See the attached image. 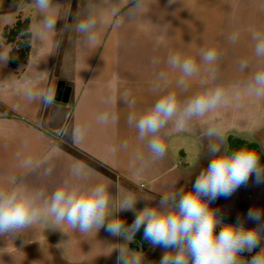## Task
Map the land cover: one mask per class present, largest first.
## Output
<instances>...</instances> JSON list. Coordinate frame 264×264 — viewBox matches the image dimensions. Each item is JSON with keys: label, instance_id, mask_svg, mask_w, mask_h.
<instances>
[{"label": "rangeland", "instance_id": "rangeland-1", "mask_svg": "<svg viewBox=\"0 0 264 264\" xmlns=\"http://www.w3.org/2000/svg\"><path fill=\"white\" fill-rule=\"evenodd\" d=\"M115 1L53 0V4L59 5L61 9L56 32L48 34L44 40L33 39L35 56L38 58L37 70L50 72L52 77H64L63 82L73 88L70 101L62 107L53 102L46 105L41 99L29 101L24 96L23 91L27 89L42 96L46 85L43 83L30 87L31 82L26 79L29 67L22 60L16 65L11 63L12 58L17 60L13 49H18L19 46L2 36L5 27H12L18 18H30L33 26L41 19L34 0L0 3V114L8 116H3L4 120H0V180L9 176L19 177V159L14 149L19 145V129L22 130L19 120L37 125V119H32L31 116L37 112L41 117L54 120L53 125L43 124L41 131L46 140L40 142L48 158L56 163L52 169L54 183L50 185V192L66 179L78 180L88 185L108 183L114 213L115 205L128 193L134 194L138 199L135 208L139 211L146 204H156L165 193L186 191L194 184H178L166 178L153 185L152 179L160 178L161 169L154 162L143 172H138L135 153L140 151L147 154V149L143 146L140 149V141L134 139L129 152L133 172L129 181L130 188H127L119 181L121 171L91 155L86 147L92 146L99 137L102 138V146L108 145L107 134L110 130L107 124L112 122L114 116H111L115 112L121 115L124 124L119 128L126 129L131 112L135 111L139 115L154 104L161 94L154 91V86L158 83L156 76L161 70H166L168 86L175 87L181 73L178 69L167 66L170 54L194 55L198 50L210 47H215L220 53L217 64L213 66L200 64L197 57L199 75L188 81L189 89L181 99L197 92L201 80L207 81L208 86H228L246 82L258 68H264V59L261 64V59L254 55L255 42L251 39L256 31H264V0H144L143 8L139 11L133 8L135 0L126 4H122V0ZM90 7L101 13L106 20V26L100 30L95 43H88L75 30ZM113 7L119 9L116 16L110 14ZM117 21L119 27L115 26ZM236 31H239L240 36L232 44L228 38ZM119 32L122 34L121 49L125 51L126 59L134 61V67L128 73L132 82L125 88L120 87L118 97L113 101L109 85L116 87L119 82L115 77L113 55ZM242 60L249 62V67L244 71L239 68ZM144 68L146 73L142 75L140 70ZM211 68H215V79L212 78ZM98 80L109 87L97 86ZM124 93H128L129 101L135 102L134 107H129L124 102ZM105 111L109 112L110 121L101 124L98 117ZM214 122L222 123L228 134H235L234 130L239 131V127L242 131L249 128L261 129L264 127V99L242 94L241 100L230 99L205 117L191 121L184 130L172 131L165 139L169 162L179 170L190 169L199 174L210 162H205V158L210 156L208 145L214 141H210L204 133ZM82 123H87L89 130L83 139L75 138L74 129ZM129 128L138 136L134 127ZM29 135L33 137H30L32 142L37 144L34 138L36 135ZM240 136L246 140L252 138L246 132H242ZM262 139L264 141V134ZM74 168L82 170L81 177L72 176ZM111 171L115 179L108 176ZM2 184L0 182V190ZM144 197L151 199L145 201ZM117 215L122 219L130 218L133 222L135 219V213L131 210L121 211ZM40 225L42 230L39 234L35 233L38 234V244L42 249L55 246L66 264H118L119 248L122 247L128 248L130 253L138 254L140 264H160L167 251L151 244L145 253L135 252L129 248V241L122 236L112 235L106 227H102L98 233L93 230L88 234H81L73 230L67 232L62 225L54 228L51 221L41 222ZM27 236L31 234L0 235V264H28L20 263L19 260L20 238L25 239ZM32 262L44 264L38 260Z\"/></svg>", "mask_w": 264, "mask_h": 264}, {"label": "clouds", "instance_id": "clouds-1", "mask_svg": "<svg viewBox=\"0 0 264 264\" xmlns=\"http://www.w3.org/2000/svg\"><path fill=\"white\" fill-rule=\"evenodd\" d=\"M143 2L144 0H135L133 8L141 10ZM34 6L41 19L29 32L32 39L44 40L48 34L56 32L61 9L59 5L53 4V0H34ZM118 11V8L113 7L110 14L116 16ZM105 26L103 15L90 7L86 17L75 26V30L88 43H95L100 30ZM115 26L119 27V21ZM239 36V31L233 32L228 40L235 44ZM251 39L255 42V57L264 59V31H256ZM197 57L200 64L213 66L217 64L220 53L215 47H210L200 49L194 55L170 54L166 61L167 66L178 69L181 73L175 87L168 86L167 73H158V83L154 86V91L161 93L159 98L139 115L135 111L128 115V126L137 130V139L144 142L147 149V154L140 151L135 153L138 172H143L151 163L163 158L166 154L164 138L172 131L184 130L191 121L205 117L230 99L241 100L242 94L264 99V68H258L246 82L228 86H208L207 81L201 80L197 92L181 99L189 89L188 81L199 75ZM248 67L247 60H242L239 64L241 71ZM210 70L212 78L215 79V68ZM23 94L29 101L41 99L46 105L55 100L50 90L42 96L30 89L24 90ZM123 99L129 107H134L135 102L128 100V93H124ZM98 122L107 124L109 112L102 113ZM88 130L89 125L82 123L74 129V137L83 139ZM225 132L222 123L214 122L207 127L204 135L214 141L208 145L211 159L199 171L190 189L165 193L156 204H146L139 211L135 208L138 199L134 194L128 193L115 205L113 213L108 183L88 185L78 180L66 179L46 196L43 192L30 190L23 182L13 179L10 187L0 190V235L23 233L38 223L51 221L54 228L66 224L71 230L81 234H88L93 230L98 233L102 227H106L112 235L122 236L131 242L143 227L145 239L153 246L167 250L160 264H245L239 254L244 250L251 251L261 239L264 211L249 210L248 219L256 221L259 228L247 229L240 220L234 224H223L222 217L216 209L210 207V203L218 197L230 196L239 187L247 184L253 174L257 183H264V165L254 149L242 147L229 151L225 146ZM127 147V142L120 145L123 149ZM116 150L115 147L110 149L113 155ZM31 166L30 159L21 164L23 168ZM50 171L49 169V173ZM72 176L81 177L82 170L74 168ZM143 199L148 201L151 198ZM128 210L135 213L134 222L130 226L117 215ZM118 264H140V256L130 253L126 247L119 248ZM248 264H264V255L259 253Z\"/></svg>", "mask_w": 264, "mask_h": 264}, {"label": "crops", "instance_id": "crops-1", "mask_svg": "<svg viewBox=\"0 0 264 264\" xmlns=\"http://www.w3.org/2000/svg\"><path fill=\"white\" fill-rule=\"evenodd\" d=\"M129 1L130 0H122L123 2L122 4H126ZM115 2H121V1L116 0ZM32 26L33 24L31 21L30 28ZM121 36L122 34L121 32H119L117 35L116 48L113 49V55L115 56L114 72H115V77H117L119 81L118 86L114 87L109 85L110 86L109 87L106 83H103L100 80H98L96 84L97 86H100L102 88L103 87L106 88V86L109 87L111 92L110 95L113 101L115 100V97H118L120 87L125 88L128 84H130V82H132L130 80V76L128 73L134 67V61L130 59H126L124 53L125 51L121 49L120 46V42L122 40ZM35 55L36 54L33 46V39L31 38L30 53L27 60L24 61L25 66L29 67V70L26 73V79L28 82H31L30 87H35L37 85L44 83L46 86L43 91V95L48 93L49 90L54 95V90L57 86V83L59 81H64L65 78L57 75L52 77L50 72L46 73L41 70H37L38 58ZM145 70H146L145 68L140 70L142 75L146 73ZM161 71L166 72V70H161ZM65 84L67 85L66 82ZM68 87H70L71 89L70 97H69V101H70V98L73 95V88L71 86ZM56 106L62 107L65 105H56ZM3 116L8 117L7 114L4 115L0 114V120H4ZM31 116L32 119H37L38 121L37 125H35L34 123H30L29 121H27L26 123V120H22V119L19 120V126L22 127V130L19 129V145H16L14 147V149L17 152L16 157L19 159V177L15 178L9 176V177H5L4 179H1L0 182L3 183L2 184L3 187L1 188V190L10 187L12 185L13 179H16L18 181L23 182V184L26 185L30 190L43 192L47 196L52 193V191L50 192V185L54 183V176H53L54 174L52 169L56 165V163L53 162L54 161L53 159L48 158L47 153L44 150H42L40 146V142H42V140H46V137L42 133L41 129L43 124L53 125L54 120L49 119L46 116L41 117V114L37 112H35ZM111 117H113L112 122L107 124L110 130V132H108L107 134L108 145L106 147L102 146L103 141L102 138L99 137L96 140H94L92 146L86 147V150L89 151L91 155H94L98 159L104 161L109 167L118 168L119 171H121V174H119V181L127 188H130L129 181L131 180L132 177L133 165L130 164L129 162V152L131 151V145L133 143L132 141L134 139H137V134L135 132L130 131L129 126L126 127V129L119 128V126L124 124H122L121 115L117 114V112H115V114H113ZM58 126L60 125H57V127ZM24 127L27 129H24ZM122 129L124 130L120 131ZM29 133L36 135V137L34 138L37 141V144L32 142L31 138L33 137H31ZM165 139L166 137L164 138V142ZM124 142H127L128 145L126 149L120 148V145ZM142 146L145 148V143L140 141V149L142 148ZM113 147L117 149L115 155H113L110 151V149ZM26 159H30L32 161V166L30 168L21 167L22 162L25 161ZM156 163L157 165H159L161 169L160 170L161 175L159 176L160 178L156 180L152 179L153 185L157 184L162 180H165L166 178L168 180V179H173V177H176L175 173H173L172 170V168H174L175 165L169 162V156L167 151L166 154L163 156V158L157 160ZM49 169L51 170L50 173H49ZM108 176L110 178L115 179V175L112 171L108 172ZM62 226L65 231L67 232L71 231L69 226H67L66 224ZM41 230H42V226L40 225V223H38L23 232L26 233L27 235L30 233L31 236H27L25 239L20 238L21 241L19 247L20 263L33 264L32 262L33 260L35 261L38 260V262H42L44 264H57L58 261L59 263H67L63 260L62 256L59 254L55 246L51 245L48 249H42L40 247L37 241L38 239L37 235Z\"/></svg>", "mask_w": 264, "mask_h": 264}, {"label": "water", "instance_id": "water-1", "mask_svg": "<svg viewBox=\"0 0 264 264\" xmlns=\"http://www.w3.org/2000/svg\"><path fill=\"white\" fill-rule=\"evenodd\" d=\"M71 89L63 81L57 83L54 104L66 105L69 101ZM210 207L218 211L222 218L243 221L244 226L252 229L259 228L256 221L248 219L250 209L264 211V183H257L253 174L247 184L239 187L234 193L227 197H218L210 203ZM264 223V221H261ZM264 233V230H260Z\"/></svg>", "mask_w": 264, "mask_h": 264}, {"label": "flooded vegetation", "instance_id": "flooded-vegetation-1", "mask_svg": "<svg viewBox=\"0 0 264 264\" xmlns=\"http://www.w3.org/2000/svg\"><path fill=\"white\" fill-rule=\"evenodd\" d=\"M1 2H6L9 4H12L13 2L19 3V0H0V3ZM262 61H263V59L260 60L261 64H262ZM55 92H56V88L54 90V95H55ZM238 130L239 131L234 130L235 134H228L227 132H225V135H226L225 146L228 148L229 151H235V150H238L242 147L254 149L260 155L261 164L264 165V144H263L264 141L262 139V135L264 134V127H262L261 129L260 128L259 129L258 128L257 129L256 128H249L248 130L245 129L244 131H242V129L239 127ZM242 132H246V133L250 134V136L252 138L250 140H246V139L242 138L240 136L242 134ZM208 155H210V154H208ZM210 159H211V156L205 158V162L210 161ZM172 170L176 176V177H173L172 180L174 182H178V184L184 183V182L194 183L195 179L198 175L196 172L190 171V169L179 170L176 166L174 168H172ZM122 220H124L125 224L129 225V226L133 223V221L130 218H126V217L124 218L123 217ZM222 222H223V224L237 223V221L229 220V219H225V218H222ZM244 227L247 229H250L246 226H244ZM218 231H219V228L217 229V232ZM260 236H261V239L259 240L258 244L251 249V251L244 250L239 254L240 258L242 259V262L244 261L245 264H248V262H250L253 259V257L257 256L259 253L264 255V233L260 232ZM129 244H130V242H129ZM129 248H130V246H129ZM131 250H133V249H131ZM133 251L138 252V253H145L142 250H133Z\"/></svg>", "mask_w": 264, "mask_h": 264}, {"label": "trees", "instance_id": "trees-1", "mask_svg": "<svg viewBox=\"0 0 264 264\" xmlns=\"http://www.w3.org/2000/svg\"><path fill=\"white\" fill-rule=\"evenodd\" d=\"M30 24V18H18L12 27H5L2 33V36L5 37L7 41L10 43H16L17 46H19L18 49H13V52H16V58L18 61L12 58V65H16L19 60L26 61L29 56L31 49V35L29 32ZM18 37L19 41H17ZM150 245L151 242L144 237L143 227H141V229L136 233L134 239L129 244L131 249L142 250L143 252L148 251Z\"/></svg>", "mask_w": 264, "mask_h": 264}]
</instances>
